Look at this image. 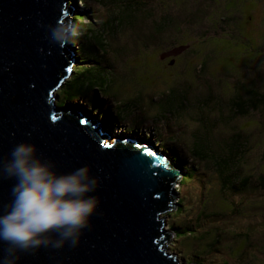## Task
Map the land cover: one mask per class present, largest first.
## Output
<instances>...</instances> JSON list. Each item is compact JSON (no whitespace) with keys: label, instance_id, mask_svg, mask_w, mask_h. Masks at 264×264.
Instances as JSON below:
<instances>
[{"label":"rangeland","instance_id":"obj_1","mask_svg":"<svg viewBox=\"0 0 264 264\" xmlns=\"http://www.w3.org/2000/svg\"><path fill=\"white\" fill-rule=\"evenodd\" d=\"M125 1L103 0L99 15L114 20ZM143 2L150 4L146 15L137 17L143 39L121 28L106 38V57L116 71L114 91L125 111L118 110L116 100L110 97L112 108L118 116L130 120L134 112L127 101L139 103L161 138L165 134L153 118L166 112L171 127L179 128V141L189 146L208 144L214 152L222 147L224 151L233 150L240 159L236 166L238 178L249 181L247 190L234 194L221 189L212 165L196 164L199 169L189 170L188 175L177 168L185 178L182 185L172 187L177 195L175 209L161 216L166 222L165 231L172 235L165 250L175 253L179 264H264V105L246 117L235 115L237 109L232 106L236 88L252 87L264 92V0ZM70 4L73 6V0ZM167 17L174 19L178 28L168 29L155 45L143 48L144 32ZM172 41L188 43L190 50L169 66L159 55L176 47ZM117 50L123 52L120 57ZM63 87L55 91V97L59 93L62 96ZM170 89L183 96L179 102L172 104ZM55 97L54 103L58 104L60 96ZM69 107L77 105L70 103ZM114 124L110 140L137 136L154 143L152 133L151 138L144 131L134 135L119 123ZM235 138L238 140L234 143ZM158 150L170 158L169 152ZM181 160L190 163L186 158ZM188 222L199 224L187 229Z\"/></svg>","mask_w":264,"mask_h":264},{"label":"water","instance_id":"obj_2","mask_svg":"<svg viewBox=\"0 0 264 264\" xmlns=\"http://www.w3.org/2000/svg\"><path fill=\"white\" fill-rule=\"evenodd\" d=\"M70 1L0 0V158L26 141L58 172L88 165L99 177L91 193L99 205L78 245L22 253L17 264H179L175 253L165 251L172 235L161 216L175 209L172 187L181 171L138 137L110 140L100 112L54 103L55 91L72 75L74 51L52 43L46 26L74 16ZM187 49L177 46L160 58ZM12 183L0 179V204L9 199Z\"/></svg>","mask_w":264,"mask_h":264},{"label":"trees","instance_id":"obj_3","mask_svg":"<svg viewBox=\"0 0 264 264\" xmlns=\"http://www.w3.org/2000/svg\"><path fill=\"white\" fill-rule=\"evenodd\" d=\"M102 1L103 0H79L77 2V0H73V6L76 9L73 20L79 23L83 32L79 41L75 45H72V49L75 52L72 75L65 82L61 90L62 96L59 93V107L75 103L77 106L86 107L94 114L104 112L102 109L107 108V111L104 112L106 116L104 125L106 128L111 129V127L115 126V122L126 127L128 131L133 134H135L136 131H144L147 132V134L152 133V135L156 137L153 144L159 143V146H161L159 147L160 149L169 152L172 165L179 168L185 175H188L189 170L195 168L198 170L199 168L195 167L196 164L212 165L221 181L220 185L223 191L227 190L234 194H240L244 192V190H247L249 181L247 179L240 180V178H238L236 166L240 159L233 153V150L224 151L222 147L218 152H214L209 149L208 144L201 146L192 143V145L189 146L185 142L179 141L176 137L179 128L173 129L171 127L170 121L167 119L166 115H164L166 112L160 114L159 117L154 116L153 118V120L160 123V129L165 134L163 138L158 137L154 127L150 124V118L144 114L139 103L127 101V104L134 112V114L130 115V120H126L122 115L118 116L117 112L114 111L110 103V97L116 100V107L118 110L121 112L125 110H121L122 105L119 102V96L114 91L115 87L113 85L115 78L113 73L116 71L114 70L113 64L110 63L109 59L106 57V49L108 47L106 38L110 37L111 33H114L116 28H121L128 29L131 34L135 33L140 39H143L142 30L137 24V17L138 15H146L150 4L144 3L143 0H126L124 6L121 7V11L115 14L114 20L107 21V19L100 16L98 12ZM167 18L166 21L157 23V25H153L148 31L144 32L147 33V35L144 45H142L143 48L155 45L156 40L162 38L168 29L173 27L178 28L174 19L171 17ZM137 31L139 34L136 33ZM172 42H174L176 47L187 45L188 49L186 52H189L190 45H188V43L179 44L178 41ZM122 54L123 52L121 50L116 51L117 57H120ZM201 68L202 67H200V69ZM236 89V93L233 97L234 99L232 98V106L237 109L235 115L246 117L252 112H257L264 105V92L261 93L252 87H241ZM170 92L174 100L172 104L183 97L182 95L179 97L180 94L171 89ZM204 104L205 103H203V106ZM105 105L107 106L105 107ZM149 136L151 138V134ZM236 140L238 139L235 138L234 143L237 142ZM142 141L152 144L144 138H142ZM181 158H186L190 163L182 161ZM184 178V176L181 177L180 185H182ZM258 183L262 185L261 182ZM197 224H199V222H188L185 227L187 229H193ZM172 229L176 231V227L173 226ZM215 239L218 240V235H216ZM218 243L219 242H215L216 245ZM211 246L212 250H214L213 241H211ZM209 252L208 250L205 255L209 254ZM194 264L197 263L194 262Z\"/></svg>","mask_w":264,"mask_h":264},{"label":"clouds","instance_id":"obj_4","mask_svg":"<svg viewBox=\"0 0 264 264\" xmlns=\"http://www.w3.org/2000/svg\"><path fill=\"white\" fill-rule=\"evenodd\" d=\"M72 19L46 26L48 39L57 47H72L82 36L81 26ZM0 179L13 181L9 199L0 204V264H17L20 254L40 248L76 247L99 205L98 197L91 194L99 177L91 174L88 165L58 172L54 162L39 156L30 142L14 144L0 158Z\"/></svg>","mask_w":264,"mask_h":264},{"label":"flooded vegetation","instance_id":"obj_5","mask_svg":"<svg viewBox=\"0 0 264 264\" xmlns=\"http://www.w3.org/2000/svg\"><path fill=\"white\" fill-rule=\"evenodd\" d=\"M175 59H177V58H175ZM175 59H174V61H175ZM162 61H164V64H168V65H169V62L171 61V58H165V59H163ZM162 61H161V62H162ZM99 117H100V118H103V119L106 118V116H105L104 114H99Z\"/></svg>","mask_w":264,"mask_h":264},{"label":"snow or ice","instance_id":"obj_6","mask_svg":"<svg viewBox=\"0 0 264 264\" xmlns=\"http://www.w3.org/2000/svg\"><path fill=\"white\" fill-rule=\"evenodd\" d=\"M81 123H84L83 121H81ZM146 155H148V156H151L152 155V153L151 152H148V153H146Z\"/></svg>","mask_w":264,"mask_h":264}]
</instances>
